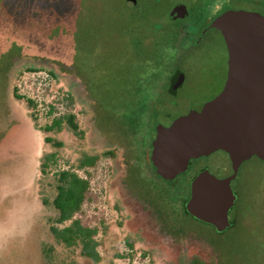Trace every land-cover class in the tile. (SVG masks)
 Returning <instances> with one entry per match:
<instances>
[{
  "label": "rangeland",
  "instance_id": "1",
  "mask_svg": "<svg viewBox=\"0 0 264 264\" xmlns=\"http://www.w3.org/2000/svg\"><path fill=\"white\" fill-rule=\"evenodd\" d=\"M125 1L0 0V264H190V255L211 251L183 236L168 240L158 233L127 186L143 196V187L158 182L145 164L143 142L154 136L148 117L165 111L169 116L158 119L168 124L222 88L224 40L210 29L189 47L180 66L186 70L183 88L158 106L148 98L169 73L160 57L167 52L162 62L174 60L168 47L184 23L204 12L205 0H138L133 8V0ZM176 3L189 9L186 18L170 17ZM69 112L82 137L65 125L40 129ZM52 152L56 161L41 172L44 155ZM85 154L97 160L77 170L89 187L75 217L96 229L97 262L83 256L80 246L59 243L49 230L56 216L54 174L75 169ZM239 204L246 207V221L264 222V163L253 161L242 170ZM227 250L226 264H264V241L252 236Z\"/></svg>",
  "mask_w": 264,
  "mask_h": 264
},
{
  "label": "water",
  "instance_id": "2",
  "mask_svg": "<svg viewBox=\"0 0 264 264\" xmlns=\"http://www.w3.org/2000/svg\"><path fill=\"white\" fill-rule=\"evenodd\" d=\"M188 13L185 4L170 12ZM228 52L227 76L221 91L200 109L157 125L150 159L157 174L172 179L188 168L189 160L222 149L233 172L218 178L205 170L191 181L186 209L195 217L218 225L228 222L235 193L230 181L240 163L252 156L264 160V14L245 9L226 10L211 22Z\"/></svg>",
  "mask_w": 264,
  "mask_h": 264
},
{
  "label": "flooded vegetation",
  "instance_id": "3",
  "mask_svg": "<svg viewBox=\"0 0 264 264\" xmlns=\"http://www.w3.org/2000/svg\"><path fill=\"white\" fill-rule=\"evenodd\" d=\"M125 2L128 5L129 2L127 0ZM139 4L138 0H133L129 6L133 8ZM178 4L181 3H176L172 9ZM203 6L202 10H204V12L197 11V16L194 15L195 17L193 16L192 20L184 23L179 31L177 39L173 43V46L168 47L175 51L174 60H172L171 63H168L165 60V62H162L167 52L163 53L160 57L162 59H160V63L164 64V67L166 66V68L169 69V73H167V76L160 78L161 82L156 86L158 89L157 94L148 98L149 101L156 100L158 106L161 105V103L166 102L169 98H176L178 91L183 88L186 82V70L184 67H180L182 65L181 60L186 52L190 50L188 49L189 47H192V45L198 46L202 42L208 30L216 29L211 27V22L215 17L224 11L231 9H245L264 14V0H205ZM187 11L188 13L185 16L176 18H186L189 14L188 8ZM191 41L192 44H189ZM183 42L187 43L185 48H183ZM31 48L39 49L37 46H31L30 49ZM157 48L158 47L154 45L152 49H156L158 52ZM153 63L154 66H156L159 62L155 58ZM227 69L228 52L226 58V73L222 87L226 80ZM154 78L151 80H154ZM175 101L176 100L171 101L173 105H175ZM201 106L198 109H200ZM163 116H169V113L164 111L163 113L160 112L155 116L150 115L148 117V130L153 131L154 136L151 137L149 134V139H145L143 142L146 147L147 162L145 164L149 173L148 175H150L151 179L153 178L155 182H158L150 187L148 185L147 187H143V191L145 192L143 196L139 194L138 190L126 185L129 191L128 194L131 199L139 203L142 210L144 209L146 211L151 224L155 225L157 232H162V235L166 239L175 240L176 237L183 236L184 238L190 239L195 244H201L203 247H210L211 251L209 253L190 255V264H226V247H228L229 250L231 247L241 244L244 240L248 239L249 236H252V239L256 243L264 241V222H257L255 220L249 222L246 221L244 219L246 216L245 213H247V210L245 209L246 207H242V205L239 204L242 170L247 164H250L253 161L264 163V160L252 156L240 163L235 176L230 181V187L235 193V199L227 214L228 222L215 225L199 219L186 209V203L191 198V181L200 172L205 170L214 174L212 168L220 172V175L214 174L218 178L229 176L233 172L231 160L227 152L218 149L208 155H201L190 159L188 168L185 171L178 173L172 179H163L157 174L156 168L153 166L150 159L152 140L156 135V126L159 124L168 126L172 122L170 121L168 124H164L159 121L160 119L158 118ZM138 142L140 143V141ZM217 152L223 153V158H213V155ZM111 156H113V153ZM128 172L129 171L126 168L125 173L127 176ZM147 177V180H149V176ZM123 183L124 185L127 183L125 178L123 179ZM256 217L259 216L256 214Z\"/></svg>",
  "mask_w": 264,
  "mask_h": 264
},
{
  "label": "trees",
  "instance_id": "4",
  "mask_svg": "<svg viewBox=\"0 0 264 264\" xmlns=\"http://www.w3.org/2000/svg\"><path fill=\"white\" fill-rule=\"evenodd\" d=\"M14 94L18 95L16 89ZM20 96V95H18ZM29 105H35L32 99H28ZM53 112V107L49 113ZM149 119V118H148ZM147 121V125H148ZM66 126L74 135L82 137L83 131L79 128L74 113H63L55 115L49 124L40 127L43 131L60 130ZM141 137L138 136L137 140ZM45 141H52L49 136H44ZM55 145L60 146L59 141L54 142ZM149 144V141H148ZM112 154V153H111ZM41 162V172H44L48 162H55V153L45 154ZM97 155H83L78 159L76 168H63L54 174V187L55 194L52 199V205L56 210V216L53 223L49 226V230L53 237L66 246H80V253L97 262L100 258L97 250L98 242L95 239L96 229L85 226L81 223L80 219L75 217V214L80 210L88 191V180L79 175L77 170L90 167L95 164ZM69 221L68 224H63ZM60 224H63L60 226ZM49 250L44 247L45 253Z\"/></svg>",
  "mask_w": 264,
  "mask_h": 264
}]
</instances>
